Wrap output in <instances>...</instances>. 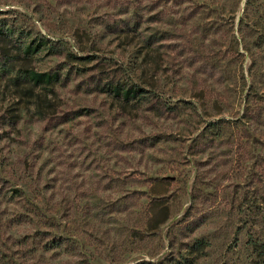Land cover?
<instances>
[{"label": "rangeland", "instance_id": "obj_1", "mask_svg": "<svg viewBox=\"0 0 264 264\" xmlns=\"http://www.w3.org/2000/svg\"><path fill=\"white\" fill-rule=\"evenodd\" d=\"M0 264H264V0H0Z\"/></svg>", "mask_w": 264, "mask_h": 264}, {"label": "trees", "instance_id": "obj_2", "mask_svg": "<svg viewBox=\"0 0 264 264\" xmlns=\"http://www.w3.org/2000/svg\"><path fill=\"white\" fill-rule=\"evenodd\" d=\"M26 51L27 52H29V53H33L35 50H32L31 49V47H27L26 48ZM45 76L43 75V74H34L33 76H32V79H33V81L34 82H36V83H39L40 81H43L44 80V82H46V81H48V79H45L44 78ZM44 78V79H43ZM114 90V92L116 93V94H119V87L117 86L115 89H113ZM129 94V91H126L125 92V95L127 96Z\"/></svg>", "mask_w": 264, "mask_h": 264}]
</instances>
